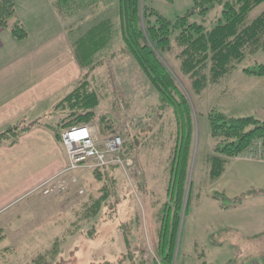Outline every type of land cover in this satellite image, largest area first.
<instances>
[{"label":"rangeland","instance_id":"obj_1","mask_svg":"<svg viewBox=\"0 0 264 264\" xmlns=\"http://www.w3.org/2000/svg\"><path fill=\"white\" fill-rule=\"evenodd\" d=\"M16 1L20 7L32 0ZM149 4L164 17L174 20L193 8L194 0H176L172 3L149 0ZM29 5L35 7V13L31 10L27 13L21 8L22 14H34L44 22L52 19L48 9L41 7V2ZM263 12L264 4L256 8L250 17L255 19ZM216 15L215 12L211 13L209 20ZM106 19H112L117 28V6L81 12L68 25L78 26L83 34ZM207 25H210L209 21ZM35 27L30 24V29L34 30ZM121 46L122 42L117 38L111 52L119 50ZM263 62V53L247 59L233 73L230 81L210 86L201 96L193 99L197 126L191 169L193 191L188 212L181 221L176 245L179 264H201L200 255L210 264H248L252 258L264 260L263 254L252 252L264 245V190H260L264 184H253L255 182L249 173L254 171L245 168L254 166L257 178L261 179L263 176L258 170L259 166L264 165L246 161L234 163L237 164L236 171L221 182L222 187L205 188L200 192L209 183L204 152L207 149L210 153L213 151L207 114L216 109L229 116H254L264 121V79L243 72L244 68ZM96 75L100 83L106 86L107 94H110L106 95L110 97L109 101L103 99L96 110V130H99V121L104 118L106 133L107 130L118 133L119 130L130 132L132 129L134 135L131 120L136 122L151 112V116L145 119L149 123L157 115L158 112L154 111L159 109L158 92L132 58H109L107 65L99 68ZM99 133L104 138L108 136L101 134V131ZM157 148L143 149L137 159L130 161L133 166L125 165L124 169L121 167L114 172L120 202L105 207L95 219L81 218L86 209L84 204L89 203L90 196L96 198L100 188L89 172L80 174L79 181L64 195L44 197L38 193L1 212L0 236L3 238L0 239V264H35L37 256L44 254L55 239L61 240V252L54 264H129L130 252L137 260L147 256L155 259L158 214L166 200L167 156V151ZM246 172L249 175L242 176ZM235 174L236 177L232 178ZM80 190H83L82 194ZM215 193H219L220 201L217 202L222 206L219 208L217 204L218 208H215L218 210L210 208L215 204L210 196ZM198 195H201L200 199ZM228 227L236 230L230 231ZM250 250L251 254L247 252Z\"/></svg>","mask_w":264,"mask_h":264},{"label":"trees","instance_id":"obj_2","mask_svg":"<svg viewBox=\"0 0 264 264\" xmlns=\"http://www.w3.org/2000/svg\"><path fill=\"white\" fill-rule=\"evenodd\" d=\"M166 1L172 3L176 0ZM52 4L64 21L89 9L118 8L117 28L112 19L103 20L73 44L84 76L56 105V111L64 110L67 116L54 131L61 142L66 130L94 124L96 110L108 95L106 86L100 83L95 72L105 67L109 58L133 59L159 95V109L154 111L158 113L151 118L155 127L151 121L145 122L151 116L150 112L136 122L131 120L134 135L132 129L130 132L119 130L118 133L107 130L106 133L104 118L99 121L98 131L108 136L112 132L113 136H123V160L137 159L143 149L158 147L167 151L166 200L158 214L155 259L147 256L137 260L132 252L127 257L130 258L129 264H175V259L179 264L176 245L193 191L191 169L197 138L193 99L210 86L225 84L247 59L264 54V12L255 19L250 17L264 0H194V7L174 20L151 7L149 0H52ZM213 12L217 15L209 20ZM4 29H9L19 41L28 37L14 0H0V31ZM117 38L122 46L111 52ZM243 72L264 79V62L244 68ZM207 119L213 154L205 158V163L212 182L222 177L231 159L248 153H258L264 159V121L254 116H229L216 109L208 112ZM34 125L17 124L1 132L0 147L17 144ZM118 168V165H111L89 172L100 188L98 196H90L89 203L84 204L86 209L82 219H95L105 207L120 202L114 177ZM218 194H213V198L220 201ZM60 243L61 240L55 239L34 263L54 264L61 252ZM203 258L200 255L201 264H210Z\"/></svg>","mask_w":264,"mask_h":264},{"label":"crops","instance_id":"obj_3","mask_svg":"<svg viewBox=\"0 0 264 264\" xmlns=\"http://www.w3.org/2000/svg\"><path fill=\"white\" fill-rule=\"evenodd\" d=\"M37 1L41 2L42 8L48 9L52 17L48 22H44L34 14L28 16L21 13V8L27 13L30 10L35 13V7L29 4ZM14 2L28 37L19 41L12 36L9 29L0 31V133L17 124L35 125L21 136L17 144L0 147V213L27 197L40 193L37 190L45 182L67 167L69 161L66 150L54 131V128L67 116V112L56 111V105L84 76V70L73 49V44L84 33H81L78 26L68 25L79 15L69 20H62L53 7L52 0H32L20 7L16 0ZM30 24L36 26L34 30L30 29ZM52 28L54 29L50 30ZM231 77L226 82L230 81ZM106 98L104 100L109 101L110 97ZM89 125L99 144L110 137H102L96 130L95 123ZM209 151L207 149L204 152V158L213 154L212 150V153ZM242 161L264 165V159H260L258 153L253 155L248 153L243 157L231 159L222 177L215 182L209 179L208 185L201 188L200 192L205 188L220 187L221 182L236 171L237 164L234 163ZM205 167L206 172H209L207 164ZM259 167L258 171L263 176L261 179L257 178L255 174L257 169L254 166L245 168L254 171L249 173L255 182L253 184L262 186L264 166ZM249 174L246 172L242 176ZM235 177L236 174L232 175V178ZM263 188L260 187V190H264ZM200 196L198 195L199 199ZM210 197L215 203L214 206H210L211 209L218 210L216 209L218 205L219 208L222 207L213 195ZM227 229L236 230L233 227ZM247 252L251 254V250ZM252 252L264 255V245L253 249ZM248 264H264V260L252 258Z\"/></svg>","mask_w":264,"mask_h":264},{"label":"built area","instance_id":"obj_4","mask_svg":"<svg viewBox=\"0 0 264 264\" xmlns=\"http://www.w3.org/2000/svg\"><path fill=\"white\" fill-rule=\"evenodd\" d=\"M62 144L68 157V166L58 175L45 182L37 191L45 196L68 192L79 181V175L96 168L118 165L120 168L133 166L122 159L123 137L115 135L102 144L96 142L91 126L72 127L62 133ZM261 159V158H260ZM83 191H80L82 194Z\"/></svg>","mask_w":264,"mask_h":264},{"label":"water","instance_id":"obj_5","mask_svg":"<svg viewBox=\"0 0 264 264\" xmlns=\"http://www.w3.org/2000/svg\"><path fill=\"white\" fill-rule=\"evenodd\" d=\"M192 175V174H191ZM190 181H191V178H190ZM189 189H190V184L188 186V192H189ZM175 264H176V259H175Z\"/></svg>","mask_w":264,"mask_h":264}]
</instances>
